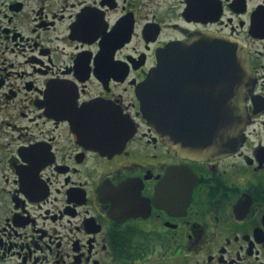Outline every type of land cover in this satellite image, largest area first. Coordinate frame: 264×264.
Segmentation results:
<instances>
[{
  "label": "flooded vegetation",
  "instance_id": "obj_1",
  "mask_svg": "<svg viewBox=\"0 0 264 264\" xmlns=\"http://www.w3.org/2000/svg\"><path fill=\"white\" fill-rule=\"evenodd\" d=\"M0 264H264V0H0Z\"/></svg>",
  "mask_w": 264,
  "mask_h": 264
},
{
  "label": "water",
  "instance_id": "obj_2",
  "mask_svg": "<svg viewBox=\"0 0 264 264\" xmlns=\"http://www.w3.org/2000/svg\"><path fill=\"white\" fill-rule=\"evenodd\" d=\"M216 44L227 45L228 39L216 37ZM237 47V44L231 42V48ZM176 45L170 46L166 50L174 51ZM235 56L237 58L235 59ZM231 64L236 65V70L240 74V80L244 83L251 81L249 62L246 52L237 55L232 53ZM155 72H162V65L159 64ZM233 80L235 78L233 77ZM239 80V79H238ZM147 83V82H146ZM146 84L142 86L144 90ZM231 101L228 109L216 110L215 116H211L210 121L194 127L190 137L196 139V142H183L182 136L174 128H169L166 136L171 144L181 153L194 155L196 157L225 154L237 148L242 144L245 137V128L248 122V112L246 109L244 89H236L230 95ZM144 113L145 108L143 109Z\"/></svg>",
  "mask_w": 264,
  "mask_h": 264
}]
</instances>
